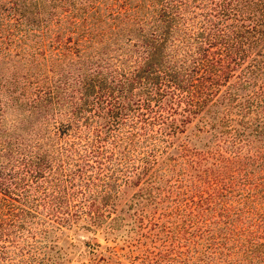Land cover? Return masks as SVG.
Returning a JSON list of instances; mask_svg holds the SVG:
<instances>
[{
	"label": "trees",
	"instance_id": "trees-1",
	"mask_svg": "<svg viewBox=\"0 0 264 264\" xmlns=\"http://www.w3.org/2000/svg\"><path fill=\"white\" fill-rule=\"evenodd\" d=\"M0 264H264V0H0Z\"/></svg>",
	"mask_w": 264,
	"mask_h": 264
}]
</instances>
